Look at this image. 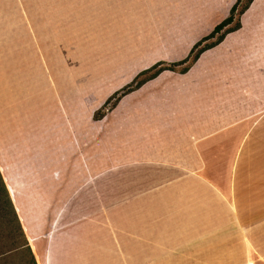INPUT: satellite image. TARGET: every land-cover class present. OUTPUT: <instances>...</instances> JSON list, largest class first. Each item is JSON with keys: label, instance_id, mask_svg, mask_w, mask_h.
<instances>
[{"label": "crops", "instance_id": "crops-1", "mask_svg": "<svg viewBox=\"0 0 264 264\" xmlns=\"http://www.w3.org/2000/svg\"><path fill=\"white\" fill-rule=\"evenodd\" d=\"M135 1L147 0H0V177L33 261L264 264V0L184 72L122 96L124 114L110 116L124 127L95 129L88 160L71 163L69 115H53L52 91L39 113L32 83L55 41L75 25L109 29ZM234 1H202L208 31Z\"/></svg>", "mask_w": 264, "mask_h": 264}, {"label": "rangeland", "instance_id": "rangeland-1", "mask_svg": "<svg viewBox=\"0 0 264 264\" xmlns=\"http://www.w3.org/2000/svg\"><path fill=\"white\" fill-rule=\"evenodd\" d=\"M198 1L196 5L191 0L135 1L130 9H114V22L109 23V29L98 28L101 24L93 32V24L75 25L81 28L79 34L74 32L68 40L55 41L53 55L46 57L50 69L46 78L36 72L33 76L37 81L32 86L37 90L41 115H45L46 107L51 109V104L53 115H69L71 163L77 158L88 160L94 154L93 144L98 142L94 141L95 129L98 133L103 129L104 133L105 128L111 127V120L117 123H113V128L124 127V118L112 119L110 115L124 114L125 100L118 101L127 92L113 103L114 92L121 93L133 79L141 80L158 67H171L169 71L180 73L189 64L190 57L182 64L172 63L185 58L188 52L185 55L183 51L188 42L207 30L213 8L203 4L204 0ZM245 1L241 0L237 10ZM236 19L238 12L233 21ZM212 40L207 39L200 46ZM149 63L156 64L155 68L138 74ZM51 91L53 103L49 100ZM55 123L60 125L61 121ZM103 139L109 140L108 133ZM18 244V236L0 225V264H30Z\"/></svg>", "mask_w": 264, "mask_h": 264}, {"label": "trees", "instance_id": "trees-1", "mask_svg": "<svg viewBox=\"0 0 264 264\" xmlns=\"http://www.w3.org/2000/svg\"><path fill=\"white\" fill-rule=\"evenodd\" d=\"M250 1L251 0H246L245 3L243 5H241L240 8L237 10V6L241 2V0H235L229 8L228 14L223 19H221L218 23H216L212 27L211 31L208 34L201 37L198 41H196L191 46V48L188 51L187 56L185 58H183L181 61H179L178 63H172V64L173 65L182 64V63L186 62L189 57H190V62L194 61L201 51L217 44L222 39V37L225 33L237 29L239 27V22L237 19L235 21H233L234 20V13L238 12V14H240L243 10H245L247 8ZM210 38H213V40L210 43H206V44H203L202 46H200L201 42H203L207 39H210ZM155 65L154 64L151 65L149 68L139 72L138 74H142L145 71L150 72L152 69L155 68ZM164 69L172 70L171 67H158L155 70H153L148 76L144 77L141 80L134 82L135 79H133L129 84L125 85L124 88L126 90L123 89L121 91V93L117 94L116 92H114L113 95H111V98L115 96L113 103L119 98L120 95H123L126 92H129L134 88H137L144 80L152 78L158 72H160L161 70H164ZM186 69H187V65L184 66L180 72H184ZM0 225H3V227L6 228V230L8 231L9 234L14 233L16 236H18L19 244L17 247L21 248L24 251V253L27 256V260L30 264H35L33 261L32 255H31V253L27 247V244H26V241H25L24 236L22 234L18 219H17L16 214L14 212L11 201L7 195V192L5 190V187H4V184L1 180V177H0Z\"/></svg>", "mask_w": 264, "mask_h": 264}]
</instances>
